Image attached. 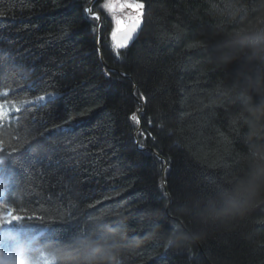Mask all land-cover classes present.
I'll list each match as a JSON object with an SVG mask.
<instances>
[{
  "label": "trees",
  "instance_id": "1",
  "mask_svg": "<svg viewBox=\"0 0 264 264\" xmlns=\"http://www.w3.org/2000/svg\"><path fill=\"white\" fill-rule=\"evenodd\" d=\"M90 1L0 0V203L34 217L0 254L264 264V0H130L124 47Z\"/></svg>",
  "mask_w": 264,
  "mask_h": 264
},
{
  "label": "rangeland",
  "instance_id": "2",
  "mask_svg": "<svg viewBox=\"0 0 264 264\" xmlns=\"http://www.w3.org/2000/svg\"><path fill=\"white\" fill-rule=\"evenodd\" d=\"M102 5L104 8L109 10V13L113 14L114 19L116 20L114 36L118 32L122 33L130 22H142L143 8L140 2H132L130 0H104ZM43 97L44 100H40L38 99L39 97H37L35 99L28 100L26 103H44L50 95ZM1 108L2 106L0 105V110ZM4 212H7V207L3 205V207H0V213ZM2 221L3 220H0V225ZM11 257V254L0 257V264H8Z\"/></svg>",
  "mask_w": 264,
  "mask_h": 264
},
{
  "label": "water",
  "instance_id": "3",
  "mask_svg": "<svg viewBox=\"0 0 264 264\" xmlns=\"http://www.w3.org/2000/svg\"><path fill=\"white\" fill-rule=\"evenodd\" d=\"M97 1L98 0H91V2L87 6V12H88V15H90V16L98 17V27H97V38H98L99 37L100 28H101V24H102V15L98 11H93V6L96 4ZM141 26H142V22L141 23H139V22H130L128 24V26L126 28V31H128V33H129V38L127 40V43L130 44L137 37V35L139 34V31H140ZM121 36H122V33L121 32H119L116 35V41L118 43H121L122 42V40L120 39ZM98 47H99V45H98ZM99 49H100V56L104 60V53H103V51H102V49L100 47H99ZM103 64H104V66H105V68H106L107 71H118L121 74V71H119V70H117V69L109 66L105 62H103ZM106 75L109 76L108 73H106ZM123 76H126V75H123ZM135 99L141 105L143 104V102L139 98H137L136 96H135ZM144 110H145V106L143 108H139V109H137L135 111V115L138 118V120L140 121L139 127H138L137 131L135 132L136 144H137V146L139 147L140 150H147L148 149V147H140L139 146V140H138V131L141 128V125H142V123H141V113H143ZM164 187L166 189L168 187L167 182H166L165 179H164Z\"/></svg>",
  "mask_w": 264,
  "mask_h": 264
},
{
  "label": "snow or ice",
  "instance_id": "4",
  "mask_svg": "<svg viewBox=\"0 0 264 264\" xmlns=\"http://www.w3.org/2000/svg\"><path fill=\"white\" fill-rule=\"evenodd\" d=\"M90 11V10H89ZM98 18V17H97ZM126 46V44H122L121 47ZM50 96H54V94H50ZM38 99L44 100V97L41 96ZM133 120H136L137 118L135 116L132 117ZM5 165L3 163V160H0V184L6 185L8 183V178L5 175ZM3 198V193L0 192V199ZM0 207H3L2 204H0ZM34 217H23L20 215H17L15 210L12 209L10 206L8 207L7 212L0 213V220H6L8 223H11L12 221H20L23 222L25 219L31 220ZM9 241H15L16 246H19V235L14 234L13 232L7 230V229H0V242H2L4 245H7Z\"/></svg>",
  "mask_w": 264,
  "mask_h": 264
},
{
  "label": "flooded vegetation",
  "instance_id": "5",
  "mask_svg": "<svg viewBox=\"0 0 264 264\" xmlns=\"http://www.w3.org/2000/svg\"><path fill=\"white\" fill-rule=\"evenodd\" d=\"M127 27V26H126ZM126 27L125 29L123 30L122 32V36L120 37V39L122 40V42L120 44H124V43H127V40L129 38V33L128 31H126ZM116 36V35H115Z\"/></svg>",
  "mask_w": 264,
  "mask_h": 264
},
{
  "label": "bare ground",
  "instance_id": "6",
  "mask_svg": "<svg viewBox=\"0 0 264 264\" xmlns=\"http://www.w3.org/2000/svg\"><path fill=\"white\" fill-rule=\"evenodd\" d=\"M120 71V70H119ZM120 74V73H119ZM121 75L123 76V75H126V74H124L122 71H121ZM123 77H128V75H126V76H123Z\"/></svg>",
  "mask_w": 264,
  "mask_h": 264
}]
</instances>
